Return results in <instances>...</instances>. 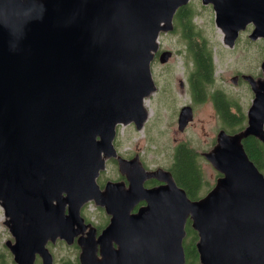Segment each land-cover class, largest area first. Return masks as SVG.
<instances>
[{
    "label": "water",
    "instance_id": "1",
    "mask_svg": "<svg viewBox=\"0 0 264 264\" xmlns=\"http://www.w3.org/2000/svg\"><path fill=\"white\" fill-rule=\"evenodd\" d=\"M188 2L0 0V203L18 264H35L36 252L53 264L45 244L58 236L77 241L80 264H186L188 220L201 264H264V173L243 144L250 135L264 141V61L260 77L243 75L254 95L247 125L220 129L203 152L221 173L205 195L191 198L169 170L147 169L114 144L118 125L140 130L148 120L145 101L157 88L151 63L173 55L160 51L159 35L174 29ZM202 2L229 46L249 24V38L264 39V0ZM193 118L184 105L179 128ZM112 157L127 187L98 184ZM149 178L163 183L146 187ZM90 201L110 219L83 236L81 208Z\"/></svg>",
    "mask_w": 264,
    "mask_h": 264
},
{
    "label": "rangeland",
    "instance_id": "2",
    "mask_svg": "<svg viewBox=\"0 0 264 264\" xmlns=\"http://www.w3.org/2000/svg\"><path fill=\"white\" fill-rule=\"evenodd\" d=\"M187 7L193 15V32L200 41L204 39L206 50L212 52L215 64L214 80L207 89L205 85V98L197 100L192 88L185 83L187 76L193 72L194 66L192 53L188 51V43L182 34V26L177 20L179 8L174 16V29L166 33L161 32L159 35L160 51L172 50V57L165 63H161L158 58L151 63L152 75L157 88L145 101L150 112L149 118L140 130L133 123L118 125L114 144L120 154L134 156L138 153L145 166L164 169L172 166L174 153L181 143L191 147L198 154V167L203 183L199 195L202 196L215 184L218 171L209 161L205 160L201 152L213 147L220 129L234 131L246 124L243 116L247 114L251 105L254 97L253 91L246 82L234 84L231 78L239 72L253 76L262 75L264 39H250L249 34L253 25H249L240 32L235 44L229 46L223 40V31L216 25L215 10L211 4H205L202 0H189ZM182 81L185 84L184 87H182ZM208 91L220 92L229 98L236 105L237 117H241L242 123L232 127L220 117L214 116L211 106L213 95L210 97ZM194 101L196 102L194 103V118L189 120L181 130L178 125L180 110L184 105H191ZM174 168L171 171L177 179ZM117 175L116 163L110 158L106 161V169L101 171L97 179L98 184L101 186L108 179L114 180ZM87 213L88 215L90 213L89 218L99 228L104 227L109 220L104 208L94 202L88 205ZM5 219L6 215L0 203V244L3 245L9 241L12 242L9 240L8 229L4 224ZM186 238L187 235L184 240ZM196 240L197 238L193 242ZM80 252L75 244L68 245L62 240L55 247V262L57 258V260L65 259L70 264H79ZM5 254V247H3L0 256ZM186 263L189 264L188 259ZM195 264H201L198 257L195 259Z\"/></svg>",
    "mask_w": 264,
    "mask_h": 264
},
{
    "label": "trees",
    "instance_id": "3",
    "mask_svg": "<svg viewBox=\"0 0 264 264\" xmlns=\"http://www.w3.org/2000/svg\"><path fill=\"white\" fill-rule=\"evenodd\" d=\"M192 13L187 5L182 6L177 12L178 23L182 26V34L188 43V51L192 53L193 72L192 78V90L193 95L197 100L205 98V85L206 89L211 86V82L214 80L215 64L212 56V52L206 50L204 39L200 41L195 32L192 24ZM208 95L214 99L219 109L223 113H228L229 104L233 103L229 98H226L222 93H214V91H208ZM231 102V103H230ZM229 125H240L242 123L240 116H229L227 120ZM242 126L238 127L241 128ZM245 149L250 156L259 166H262L264 160V144L259 143L255 138L248 137L244 140ZM176 161L174 165V173L177 175L179 184L185 187L188 193L194 198H199V190L202 183V175L197 165V152L193 149L182 145L177 148ZM187 238L184 240V248L186 253V262L189 260V264H195V259L198 257L195 242L197 233L190 226V220L187 223ZM70 264V263H69ZM187 264V263H186Z\"/></svg>",
    "mask_w": 264,
    "mask_h": 264
},
{
    "label": "flooded vegetation",
    "instance_id": "4",
    "mask_svg": "<svg viewBox=\"0 0 264 264\" xmlns=\"http://www.w3.org/2000/svg\"><path fill=\"white\" fill-rule=\"evenodd\" d=\"M249 25H252V24H249ZM248 25V26H249ZM158 55V54H157ZM155 58H158V56H156ZM244 74H249V73H245V72H239V74H235V75H233V76H237L238 77V82H237V84L239 83V82H246L247 84H249L248 83V81L244 78ZM255 77H260V76H255ZM185 83H186V85H188L189 87H191L192 88V78H191V75H188L187 76V79L185 80ZM181 84H182V87H184V82H181ZM214 93H219V92H214ZM195 99V98H194ZM194 103H196L195 101L194 102H192L191 103V106H192V108H193V111H195L194 110ZM231 103V102H230ZM211 106H212V109L214 110V113H213V115L214 116H217V117H220L221 119H223L225 122H227L228 123V119H229V116H237V113H236V105L234 104V103H231V104H229V107H228V113H223L222 112V110H220L219 109V107H218V105L215 103V101H214V99H212L211 100ZM243 118H244V122L246 123L245 125H243L241 128H237L236 130H234V131H231V130H226L228 133H232V132H236V131H238V130H240V129H242V128H244L246 125H247V114L245 115V116H243ZM232 127H235V126H232ZM248 137H253V138H255L259 143H262V144H264V141H262V140H260L259 138H257V137H255V136H253V135H250V136H248ZM247 137V138H248ZM217 138V137H216ZM246 138H244L243 139V144H244V147H245V142H244V140H245ZM216 143V142H215ZM214 143V144H215ZM182 145H184V143H181L180 144V146H182ZM179 146V147H180ZM186 146V145H185ZM188 148H190V149H192L191 147H188ZM211 149V148H210ZM206 151H208V150H206ZM247 151V150H246ZM203 152H205V151H203ZM203 152H201V155L205 158V156L203 155ZM119 153V152H118ZM135 153V152H134ZM247 153H248V151H247ZM120 154V153H119ZM138 153H136V154H134V156L135 155H137ZM249 154V153H248ZM120 155H122L123 157H126V158H132V157H134L133 155H129V154H124V153H122V154H120ZM198 155V154H197ZM249 156H250V154H249ZM140 157V156H139ZM250 158L252 159V157L250 156ZM111 159H113L114 161H115V163H116V167H117V171H118V175L115 177V179L113 180V181H121V182H123L124 184H125V186L127 187L128 186V179H127V175H126V173H121L120 171H119V167H118V161H117V158L116 157H112ZM173 159H174V161H173V164L171 163V167L170 168H165V169H167V170H169V171H171V169L172 168H174V165H175V163H177V161H176V159H177V157H176V153H174V157H173ZM264 159V158H263ZM206 161H208L207 159H205ZM253 160V159H252ZM198 161V160H197ZM254 162H255V164L257 165V167L260 169V170H262L263 171V173H264V160L262 161V166H259L257 163H256V161L255 160H253ZM141 162L143 163V161L141 160ZM199 163V162H198ZM198 163H197V165H198ZM143 165H144V163H143ZM145 166V165H144ZM147 169H155V168H151V167H149V166H145ZM157 168V167H156ZM171 173H172V175H173V172L171 171ZM221 175V173L218 171V176L217 177H219ZM174 176V175H173ZM174 178H175V176H174ZM217 179V178H216ZM108 180H110V179H108ZM107 180V181H108ZM175 180L177 181V179L175 178ZM106 181V182H107ZM105 182V183H106ZM105 183L103 184V185H101L102 186V188L104 187V185H105ZM163 182L162 181H160V180H158V179H155V178H149V179H147L146 181H145V186L146 187H154V186H158V185H160V184H162ZM177 183L179 184V182L177 181ZM179 185H181V184H179ZM182 186V185H181ZM185 188V187H184ZM186 189V188H185ZM211 189V188H210ZM186 191H187V189H186ZM209 191V190H208ZM207 191V192H208ZM206 192V193H207ZM187 193H188V191H187ZM205 193V194H206ZM204 194V195H205ZM188 195L191 197V198H193L189 193H188ZM203 196V195H202ZM201 197V196H200ZM194 199V198H193ZM145 202L144 201H139L135 206H134V208L132 209V213L133 212H137L138 211V209H139V207H141V205H143ZM91 204V202H88V203H86V204H84L83 205V207L81 208V215L83 216V218H84V223H83V225H85L86 227H85V229L83 230V232L81 233V235H83V236H86L87 235V232L92 228V227H95V229H96V235H98L99 234V232L108 224V222H109V220H108V222H107V224L104 226V227H102V228H99V226L97 225V226H95L94 225V223L91 221V219L89 218V216H90V213H89V215H88V213H87V207H88V205H90ZM104 208V207H103ZM104 210H105V208H104ZM105 212H106V210H105ZM106 214L109 216V219H110V215L106 212ZM106 215V216H107ZM107 216V217H108ZM85 217H86V219H85ZM6 220V221H5ZM4 220V224L6 225V227H7V229H8V236H9V240H12V241H14L15 240V238H14V236L12 235V233L10 232V228H9V224H8V221H7V217H6V219ZM187 225V224H186ZM100 226H102L101 224H100ZM62 240L63 241H65L64 239H62L61 237H57L56 239H51V238H49L48 239V241L46 242V244H45V246H46V248L48 249V251L51 253V255H52V257H53V264H69V262L67 261V260H65V259H59V260H57V258H56V262H55V258H54V256H55V247L57 246V244L58 243H61L62 242ZM76 245L77 246V248H79L80 249V246L77 244V241L75 240V242L73 243V245ZM10 245H11V243H7L6 245H3V244H0V252H1V249L3 248V247H5V251H6V254L4 255V256H0V264H18L16 261H15V258H14V253L12 252V250H11V248H10ZM98 254H99V252H98ZM27 256H28V258H30V256H31V252L30 251H27ZM56 257V256H55ZM42 262H43V258H42V255H41V253H39V252H36L35 254H34V263L35 264H42ZM80 264V263H79Z\"/></svg>",
    "mask_w": 264,
    "mask_h": 264
},
{
    "label": "bare ground",
    "instance_id": "5",
    "mask_svg": "<svg viewBox=\"0 0 264 264\" xmlns=\"http://www.w3.org/2000/svg\"><path fill=\"white\" fill-rule=\"evenodd\" d=\"M85 219H86V217H85Z\"/></svg>",
    "mask_w": 264,
    "mask_h": 264
}]
</instances>
